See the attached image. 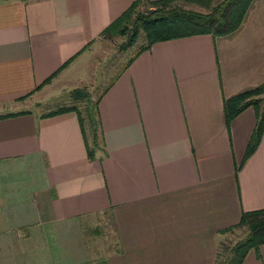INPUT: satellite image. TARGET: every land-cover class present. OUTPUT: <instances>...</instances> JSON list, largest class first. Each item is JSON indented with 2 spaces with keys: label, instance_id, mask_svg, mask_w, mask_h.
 Segmentation results:
<instances>
[{
  "label": "crops",
  "instance_id": "0c3cea01",
  "mask_svg": "<svg viewBox=\"0 0 264 264\" xmlns=\"http://www.w3.org/2000/svg\"><path fill=\"white\" fill-rule=\"evenodd\" d=\"M134 1L0 0V264H215L221 231L264 208V132L237 170L255 110L228 125L223 110L264 81V0L225 35L135 51L85 114L45 108L83 95L88 55ZM101 216L115 252L91 260ZM242 264H264V244Z\"/></svg>",
  "mask_w": 264,
  "mask_h": 264
},
{
  "label": "trees",
  "instance_id": "16d2710c",
  "mask_svg": "<svg viewBox=\"0 0 264 264\" xmlns=\"http://www.w3.org/2000/svg\"><path fill=\"white\" fill-rule=\"evenodd\" d=\"M251 2L252 0H136L101 34L108 38L125 36L126 41L121 46L123 49L133 46L137 42L140 31H143L146 43L139 46L133 59L158 41L198 34L218 36L230 33L239 27ZM144 3H147L148 7L141 10L140 6ZM184 3L199 5L206 11L200 12L186 8ZM250 106L255 110V126L237 170L255 152L264 132V81L252 89L224 100L223 110L226 124L228 125L231 120ZM77 109L76 105L60 107L46 113L45 116L77 111ZM9 115L11 114L0 115V118ZM88 156L90 158L93 156V150L88 149ZM237 228L246 229L245 237L231 247L222 244L221 241L215 264H242L250 249L264 244V208L243 212L238 223L221 232L229 233ZM222 249L225 250L226 255L222 254ZM84 264L107 263L104 259H99L96 262L88 261Z\"/></svg>",
  "mask_w": 264,
  "mask_h": 264
},
{
  "label": "rangeland",
  "instance_id": "374dc122",
  "mask_svg": "<svg viewBox=\"0 0 264 264\" xmlns=\"http://www.w3.org/2000/svg\"><path fill=\"white\" fill-rule=\"evenodd\" d=\"M184 6L200 12L206 11L205 8L196 4L184 3ZM147 7L148 4L144 3L140 6V9L144 10ZM125 41V36L100 37L94 44L92 52L88 55V75L84 78L85 85L81 89L83 95L76 96L70 89L63 96H60L61 100L57 99L51 104H45V108L57 107L63 104H77L80 112L82 111L81 114H85V107L87 106L88 110H91L93 101L96 100L111 76L138 50L139 46L146 43V37L144 32L140 31L137 42L133 46L121 49ZM78 86H81V84ZM83 121L85 124V120ZM83 235L87 246L90 248L91 260H98L115 252V228L113 220L109 216H101L97 219L96 224H91L88 228L84 227ZM245 235V228H237L228 233L227 237L222 240V244L231 247L242 240ZM222 250V254L226 255L225 250Z\"/></svg>",
  "mask_w": 264,
  "mask_h": 264
}]
</instances>
